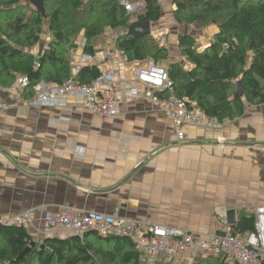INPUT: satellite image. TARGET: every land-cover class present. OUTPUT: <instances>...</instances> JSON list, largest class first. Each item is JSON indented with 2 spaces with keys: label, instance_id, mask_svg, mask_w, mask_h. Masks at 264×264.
I'll list each match as a JSON object with an SVG mask.
<instances>
[{
  "label": "crops",
  "instance_id": "0c3cea01",
  "mask_svg": "<svg viewBox=\"0 0 264 264\" xmlns=\"http://www.w3.org/2000/svg\"><path fill=\"white\" fill-rule=\"evenodd\" d=\"M173 1L159 0L167 19L155 24L176 23ZM218 31L206 30L203 48ZM48 41L33 49L37 57ZM80 54L73 52L75 63ZM180 63L189 67L186 58ZM17 86L0 87V219L32 210L40 220L76 207L203 236L234 231L232 210L238 223L264 206V104L247 106L220 130L191 128L180 144L173 122L146 100L124 102L121 114L104 118L73 98L29 106L15 99ZM114 133L131 138L126 155Z\"/></svg>",
  "mask_w": 264,
  "mask_h": 264
},
{
  "label": "trees",
  "instance_id": "16d2710c",
  "mask_svg": "<svg viewBox=\"0 0 264 264\" xmlns=\"http://www.w3.org/2000/svg\"><path fill=\"white\" fill-rule=\"evenodd\" d=\"M142 1L144 13L135 19L160 22L159 0ZM44 4L46 17L28 0H0V87L10 89L20 77H27L25 100L35 97L43 81L63 85L75 78L90 83L100 76L98 67L91 65L73 76L72 55L82 36L83 52L90 55L118 49L129 62L140 65L165 61L175 94L220 122L242 117L249 105L264 104V0H174L177 24L215 25L219 30L202 50L193 35L179 34L178 47L188 68L169 61L168 50L150 42L152 35L137 39L128 33L134 18L121 0H44ZM108 32L119 34L109 48ZM46 35L49 41L37 57L33 49ZM238 82L245 93L241 100L235 99ZM254 223V216H242L231 233L242 236L254 229ZM33 241L26 228L0 224V264H145L148 258L130 238H103L96 232L84 239L47 238L21 257ZM208 257L200 264H226L222 253Z\"/></svg>",
  "mask_w": 264,
  "mask_h": 264
},
{
  "label": "built area",
  "instance_id": "2783aa9c",
  "mask_svg": "<svg viewBox=\"0 0 264 264\" xmlns=\"http://www.w3.org/2000/svg\"><path fill=\"white\" fill-rule=\"evenodd\" d=\"M122 5L133 15L134 22L137 14L141 10L144 11L142 2L134 4L123 0ZM80 42L79 45L84 47L86 40ZM80 52L77 62L73 63V76L75 77L84 65H91L98 67L99 77L90 83H81L72 78L63 85L43 81L37 85L34 98L25 100L21 93L16 94L15 99L25 100L29 106L49 108L63 106L68 98H73L82 102L84 107L95 115L104 118L121 114L124 102L143 99L158 106L173 122L180 144L190 141L191 128L220 130L231 123V120L220 122L217 118L194 108L187 98L178 97L171 87L165 65L155 61L146 65L129 62L125 54L118 49L98 51L94 55L84 53L81 49ZM17 84V88L22 92L29 86V79L20 77ZM9 109V104L4 103L2 113H7ZM62 120L70 121L68 118ZM113 137L120 140L119 153L126 155L131 138L115 133ZM254 217V229L242 236L232 233H206L197 236L169 226L131 221L121 216L76 207L46 213L40 220H37L35 212L30 210L1 218L0 224L26 228L38 239H67L75 236L84 239L91 232L105 238L126 237L150 259L165 256L181 264H195L197 258L219 253L225 255L226 264H264V206L258 207Z\"/></svg>",
  "mask_w": 264,
  "mask_h": 264
},
{
  "label": "rangeland",
  "instance_id": "374dc122",
  "mask_svg": "<svg viewBox=\"0 0 264 264\" xmlns=\"http://www.w3.org/2000/svg\"><path fill=\"white\" fill-rule=\"evenodd\" d=\"M127 1H129L130 3H134V4H138L140 2V1H136V0H134V1L133 0H127ZM121 2H123V0H121ZM31 6L34 7L33 5H31ZM143 13H144V11L141 10L137 15H142ZM173 13H174V11H173ZM163 18H164L163 20L167 19V17H165L164 14H163ZM174 20H175V18H174ZM212 27H217V26L209 25L205 28H201V27H197L196 25L183 26V25H179L177 23H174L173 25L153 24V30H152V34H151L153 39L150 40V42L158 45L159 47L166 48L169 52V61H171V62H173V61L183 62L185 58L182 57L181 52H180L179 47H178L179 32L191 33L193 36H195L194 38L198 44V48L202 50L205 48V47L203 48V44L206 43L204 41L205 39H202V38L209 37L206 30H209ZM46 32H47V30H46ZM110 35H111V37H110ZM118 36H119V34L115 33V32H108L106 34V37L108 38V40L106 41L108 44L107 48L112 47L111 41L115 40ZM83 40H84V38L82 36L79 37V41L82 42ZM79 46L81 47V48L80 47L79 48L81 50H83V47L81 45H79ZM159 64H162L165 66L167 65V63L165 61H161V63H159ZM208 258H209L208 256L197 258V261L195 262V264H200L203 260L208 259ZM145 260H146L145 264H160L161 260L164 263L173 262L174 264H181L180 262H178L174 259H170V258L163 257V256H160L157 259L145 258Z\"/></svg>",
  "mask_w": 264,
  "mask_h": 264
},
{
  "label": "water",
  "instance_id": "95a60500",
  "mask_svg": "<svg viewBox=\"0 0 264 264\" xmlns=\"http://www.w3.org/2000/svg\"><path fill=\"white\" fill-rule=\"evenodd\" d=\"M28 1L31 5H33L36 8L38 12H40L44 17H46L44 0H28ZM152 30H153V26L150 21H135L129 26L128 33L137 39H144L146 36L152 34ZM236 88H237V92L235 94V99L236 100L243 99L245 96V93L243 90L242 83L238 82L236 85ZM229 224L233 228L237 226V216L234 210L229 212ZM45 239L47 238H44L43 240ZM37 242H38L37 240L33 241L30 244V246L25 250V252L21 255V257L26 256L31 251V248L37 245Z\"/></svg>",
  "mask_w": 264,
  "mask_h": 264
}]
</instances>
